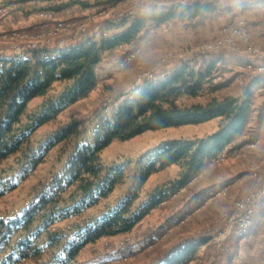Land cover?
I'll return each instance as SVG.
<instances>
[{"label": "trees", "instance_id": "16d2710c", "mask_svg": "<svg viewBox=\"0 0 264 264\" xmlns=\"http://www.w3.org/2000/svg\"><path fill=\"white\" fill-rule=\"evenodd\" d=\"M43 1L60 2L44 8L53 13L74 6L86 10L111 9L126 2ZM255 5L264 6V0H257ZM216 10L212 3L154 7L112 24L111 29L115 30H111L110 36L103 35L99 42L88 40L69 50L37 51L30 58L0 57V163L15 158L18 165L12 178H0V198L33 174L53 149L80 135L81 122L74 119L38 145L32 140L37 130L55 123L69 106L86 99L95 90L103 54L139 42L151 25L190 22ZM221 64H226L221 57L212 59L204 69L185 61L162 78L138 86L111 114L100 115L90 140L85 139L72 148L64 172L39 193L30 207L15 218L0 217V264H71L87 245L104 237L131 232L173 192L201 173L209 161L232 147L248 123L254 87L264 81V74L253 79L243 99L231 95L220 98L218 92L228 86V83H214V74ZM56 84L63 86L62 91L56 97L47 98L37 114L27 117L29 104L37 97L47 96ZM205 93L211 95L206 103L186 107L180 104L181 99H196ZM214 119L220 120L216 133L199 140H173L150 151L145 166L141 160L138 162L143 170L137 184L103 216L84 226L76 225L70 235L54 230L61 222L97 205L123 182L120 167L110 168L108 172L114 171L111 175L104 174L99 164V154L114 140L127 141L146 131L199 125ZM173 165L182 169L180 179L158 188L135 208L139 191L149 177ZM205 242H189L161 264H189Z\"/></svg>", "mask_w": 264, "mask_h": 264}, {"label": "rangeland", "instance_id": "374dc122", "mask_svg": "<svg viewBox=\"0 0 264 264\" xmlns=\"http://www.w3.org/2000/svg\"><path fill=\"white\" fill-rule=\"evenodd\" d=\"M82 1L94 3V0ZM135 1L137 0H126L111 9L92 7L86 10L74 6L60 13H53L44 8L60 2L0 0V57L7 58L21 54L29 45L38 47L43 45L45 47L43 51L55 52L60 51L58 49H61L60 46L77 47L88 40L99 42L103 35H111L112 24L128 18L135 12L151 10L150 3H157L155 7L160 9L195 3H212L217 7L216 11L208 12L190 22L173 21L159 27L151 25L145 32L146 37L144 38V35L139 42L103 54L101 67L100 64L98 66L99 82L95 90L86 99L69 106L55 123L37 130L32 140L38 145L74 119L81 122L80 135L69 143L53 149L33 174L11 193L0 198L1 218H15L30 207L39 193L64 172L72 148L85 139L90 140V135L98 123L97 118L100 115L111 114L120 102L144 83L140 81L149 75L148 81L158 80L172 72L171 70L179 68L185 61L193 62L199 69H204L212 59L221 57L226 60V64L218 66L214 74L216 77L214 83H228V86L218 92L217 96L223 98L231 95L240 99H243L245 90L253 79L263 75L253 73V70L245 67L246 64L242 65L246 61L253 63L254 69L264 65V59H260L257 52H254V50L264 52V6H256L257 0H141L139 3ZM238 29L245 32L234 34ZM147 39L148 43L145 41ZM139 46H142L141 51L134 58H128ZM205 46H211L212 50L204 51ZM31 56L32 54L25 58ZM121 63L124 64L123 68L120 66ZM62 89L63 86L56 84L47 96L35 98L29 104L27 117L37 114L42 103L47 98L56 97ZM210 97V94L205 93L196 99H181L180 104L186 107L197 102L206 103ZM259 97L264 98V83L254 87L248 119L250 122L257 112L256 103ZM214 120L199 125L146 131L127 141L114 140L99 154V164L103 167L104 174L113 175L114 171L108 170L120 167L123 170V182L117 184L111 194L97 205L79 216L61 222L54 230L70 235L76 225L84 226L103 216L122 201L137 184L143 170L138 162L141 160L142 166H145L150 151L173 140H199L210 136L220 129V120ZM24 121L26 122L27 118ZM217 128L218 130L214 132ZM260 158L252 160L247 153L237 155L238 161L244 162L242 167L244 179L240 189L232 188L228 192L227 196H231L228 199L231 205L227 209H223L222 199H218V203L212 208H204L205 201L191 206L188 205L190 201H187L194 190L201 187L204 173L223 160L220 155L217 159L209 161L202 172L186 186L173 192L166 201L151 211L131 232L104 237L87 245L71 264H155L163 262L174 246L186 242V238L191 235L212 239V242L211 248L201 247L196 259L189 264H217L214 260L221 252L226 251V242H221L217 236L228 229V218L232 209L253 190L252 184L255 185V190L264 186V159ZM17 167L15 158L1 162L0 178H12L17 172ZM181 174L180 166L173 165L151 175L139 191L134 207L137 208L146 202L158 188L179 180ZM197 207L198 212L188 218L187 214ZM261 207L257 211L262 209ZM175 212V217L168 218L174 225L169 227L173 228L172 231L165 228L160 232L161 224L165 226L168 223V221L164 223L167 213L171 216ZM181 221L183 223L180 224ZM163 233L165 235L161 238ZM243 236L233 233L230 235L233 238Z\"/></svg>", "mask_w": 264, "mask_h": 264}, {"label": "crops", "instance_id": "0c3cea01", "mask_svg": "<svg viewBox=\"0 0 264 264\" xmlns=\"http://www.w3.org/2000/svg\"><path fill=\"white\" fill-rule=\"evenodd\" d=\"M262 83H264V81L259 84ZM263 103L264 98L260 99L259 97V101L256 103L258 105L256 107L257 112H255L252 122H250V120L248 121L246 127L237 137L234 145L221 154L223 160L215 167L204 173V177L201 180V187L195 189L189 200H187L188 202L190 201V203H188L189 206L194 205L197 202L205 201L204 208H212L213 205L216 206L218 199H222L223 209H227L229 205H231L228 201V199L231 198V196H227L228 192L231 191L232 188L239 187L240 189L242 186V180L244 179L242 168L244 166V162L238 161L237 155H245L247 153L252 160H259L260 157V159H264ZM217 130L218 128L214 132ZM198 210L199 207L194 208L190 214H187L188 218H190V216H194ZM206 210L207 209H205V211ZM176 212L172 213L171 216L167 213V219L164 223H167L168 218L175 217ZM211 213L209 212V214ZM181 223H183V221H181L180 224ZM161 225L162 228L160 232L164 231L165 228H168L169 230L173 229L169 228L171 225L174 227L171 221H168L165 226L163 224ZM169 230L167 231L169 232ZM164 235L165 233L161 235V238H163ZM186 240V242H181L180 244L174 246L167 256L171 255L179 247L193 241L205 240L206 242L203 244L202 249L211 248L210 243L212 242V239H203L201 236L191 235L189 238H186ZM225 242L226 251L221 252L218 256L219 259L216 258L214 260L217 264H264V208L257 211L253 224L245 236L235 238L229 237L225 240ZM207 253L209 254V252ZM161 262L162 261L155 264H161ZM199 262H202L201 258Z\"/></svg>", "mask_w": 264, "mask_h": 264}, {"label": "built area", "instance_id": "2783aa9c", "mask_svg": "<svg viewBox=\"0 0 264 264\" xmlns=\"http://www.w3.org/2000/svg\"><path fill=\"white\" fill-rule=\"evenodd\" d=\"M140 1L141 0H137L135 1V3H139ZM156 5L157 3H150L151 8H154ZM241 32H245V31L244 30L241 31L240 29H238L234 31V34L235 33L239 34ZM145 41L146 43H148L149 39ZM74 46L75 45H73L72 47ZM60 47L61 49L58 48L60 51L69 50L72 48V47H63V46H60ZM141 47L142 46H139L138 48L136 47L134 51H132L129 54L128 58L129 57L130 59L134 58L141 51ZM44 49L45 47H43V45L39 47L37 45H29L26 50L22 51L21 54L15 55L13 57H24L25 58L27 57V55L30 56V54H32L33 52L43 51ZM203 50L208 51V50H212V48L211 46H205ZM249 52H251V50ZM254 52H257V56L260 57V59L262 60L264 59V52H260L257 50H254ZM225 57L227 58V55ZM245 64H246L245 67H249V69L254 71L253 73L256 74V72H258L257 74H264V65L257 66L256 67L257 69H254L252 68V67H255L253 63L246 61L242 65H245ZM120 66L123 68L124 64L121 63ZM149 79H150V75L147 78L143 79V81H140V83L146 82ZM251 188L253 190L249 194H247L244 199H242L241 201H238L236 205L234 206V208L232 209L231 214L229 215V218H228V221H229L228 229L229 230L226 229L222 231V233H220L219 236H217L221 242H225V240H227L232 233L235 235L243 236L246 233V231L250 228V226L252 225L253 218L257 210L261 206H264V186H261L260 189L255 190V185L252 184Z\"/></svg>", "mask_w": 264, "mask_h": 264}]
</instances>
